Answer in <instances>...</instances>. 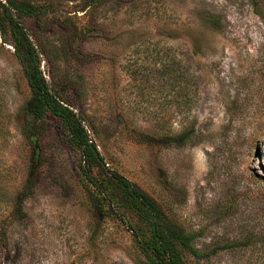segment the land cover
<instances>
[{
  "label": "rangeland",
  "instance_id": "obj_1",
  "mask_svg": "<svg viewBox=\"0 0 264 264\" xmlns=\"http://www.w3.org/2000/svg\"><path fill=\"white\" fill-rule=\"evenodd\" d=\"M23 1L32 13L13 15L45 80L107 166L196 234L188 264H264V0H108L85 13L75 11L89 0ZM28 97L0 40L9 195L30 154L17 117ZM180 134L184 144H171ZM39 142L44 166L25 216L5 225L0 264H149L129 226L96 221L93 189L54 119Z\"/></svg>",
  "mask_w": 264,
  "mask_h": 264
},
{
  "label": "trees",
  "instance_id": "obj_2",
  "mask_svg": "<svg viewBox=\"0 0 264 264\" xmlns=\"http://www.w3.org/2000/svg\"><path fill=\"white\" fill-rule=\"evenodd\" d=\"M104 1L108 0L83 2L75 12L85 13L94 3L101 5ZM13 12L28 15L32 11L23 0L0 2L1 44L12 48L13 57L29 90V97L20 107L17 117L22 121L20 134L30 146V154L25 164L24 179L15 190V194L3 192L0 185V210L5 205L10 208L9 213L0 219V246L7 242L5 237L7 222L25 216V202L32 194L37 176L43 169L46 159L39 137L50 120L54 119L60 134L77 156L81 181L93 189L92 208L98 223L104 217H111L120 224L129 226L136 248L149 264H188V257H198L196 234L175 222L149 195L117 170L107 166L98 145L89 136L80 116L45 80L40 69V54L28 33L14 18ZM74 30L76 31V28ZM74 30L71 32L72 36L76 33ZM168 70L173 72V69ZM4 107L0 98V150L11 135L1 120L5 112ZM186 137L180 134L169 138V141L171 144L183 145ZM4 171L0 163V174ZM92 237L94 238L93 235Z\"/></svg>",
  "mask_w": 264,
  "mask_h": 264
}]
</instances>
